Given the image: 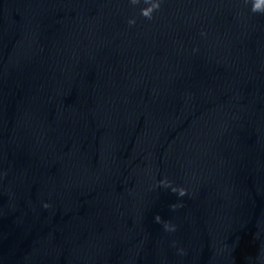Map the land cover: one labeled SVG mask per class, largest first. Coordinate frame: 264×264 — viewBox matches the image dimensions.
I'll use <instances>...</instances> for the list:
<instances>
[{"label":"water","instance_id":"1","mask_svg":"<svg viewBox=\"0 0 264 264\" xmlns=\"http://www.w3.org/2000/svg\"><path fill=\"white\" fill-rule=\"evenodd\" d=\"M159 3L0 0V264H264V12Z\"/></svg>","mask_w":264,"mask_h":264},{"label":"clouds","instance_id":"2","mask_svg":"<svg viewBox=\"0 0 264 264\" xmlns=\"http://www.w3.org/2000/svg\"><path fill=\"white\" fill-rule=\"evenodd\" d=\"M143 2L147 5L146 7H142L140 9V13L143 17L147 18V19H151L152 18V14L154 12V10H158L160 7V3L159 0H143ZM130 3H132L133 5H136L138 3H140V0H130ZM252 11L253 12H264V0H254V3L252 5ZM128 23L134 24L135 20L134 19H129ZM163 183V181H162ZM172 191L174 193H176L177 196H184L186 194V189L183 187H173ZM49 205L47 203L44 204V207L47 208ZM170 209L175 210L176 208L180 207L179 204L177 203H173L171 205H169ZM154 220L157 223H162L163 228L165 230L168 231H173L175 229V225L167 222V221H162V217L159 213L155 214L154 216ZM182 251V250H181Z\"/></svg>","mask_w":264,"mask_h":264}]
</instances>
